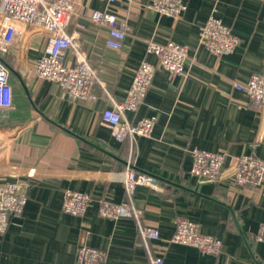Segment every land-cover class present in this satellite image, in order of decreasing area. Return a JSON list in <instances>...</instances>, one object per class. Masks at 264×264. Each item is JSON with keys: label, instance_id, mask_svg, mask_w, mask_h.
Segmentation results:
<instances>
[{"label": "crops", "instance_id": "obj_1", "mask_svg": "<svg viewBox=\"0 0 264 264\" xmlns=\"http://www.w3.org/2000/svg\"><path fill=\"white\" fill-rule=\"evenodd\" d=\"M150 0H74L67 32H77L64 62L84 51L96 74L94 100H73L34 72L46 33L27 25L6 55L12 107L0 110V182H29L21 216H12L0 237V264H75L81 244L106 252L105 264H264V241L255 232L264 224V179L238 185V157L264 158V106L252 105L234 82L264 74V0H184L179 18L149 9ZM108 10L125 24L120 50L106 47L107 27L91 20L93 10ZM213 15L229 26L238 42L217 56L200 41V28ZM174 41L188 47L183 75L163 69L147 41ZM141 60L155 66L151 85L136 111L124 117L153 119L149 137L134 144L114 139L101 122L112 100L126 97ZM225 155L222 175L201 181L189 173L191 148ZM130 163L152 176L156 187L136 185L126 193L120 174ZM41 172L26 177V169ZM66 189L125 202L123 215L104 218L92 206L81 215L61 210ZM131 208L138 212L132 213ZM194 221L201 233L220 240L216 255L170 243L177 220ZM140 226L158 229L159 239L143 240Z\"/></svg>", "mask_w": 264, "mask_h": 264}, {"label": "built area", "instance_id": "obj_2", "mask_svg": "<svg viewBox=\"0 0 264 264\" xmlns=\"http://www.w3.org/2000/svg\"><path fill=\"white\" fill-rule=\"evenodd\" d=\"M113 3L116 0H107ZM146 6L161 14L179 18L186 10L184 0H150ZM75 12L74 0H0V110L12 107V87L9 81V66L6 55L27 25L40 27L47 35L43 53L35 59L34 72L39 78L54 82L73 100H94L92 87L97 77L89 64L87 54L75 49V63L66 64V50L73 47L77 32L68 33L67 28ZM90 18L95 23L107 27L105 45L112 50H120L126 37L125 24L108 10H93ZM200 41L211 53L220 56L231 53L238 42L229 26L219 18L210 15L200 28ZM146 52L153 53L159 65L175 75H183L188 47L174 41H147ZM155 66L141 60L133 75L126 97L122 101L112 100L111 107L103 109L101 122L106 124L112 136L119 142L134 144L136 136L149 137L153 129V119L142 117L130 122L124 117L125 111H136L143 101L154 76ZM236 90L242 92L254 106H264V74H252L245 81L234 82ZM191 166L189 173L201 181H214L222 175L225 155L220 151H210L197 147L190 149ZM26 177H37L39 170L32 168L23 172ZM119 179L127 194L136 185L156 187V180L147 174L136 172L130 163ZM233 179L238 185H259L264 179V158L254 154L238 157L233 171ZM29 182L15 179L0 182V237L6 232L12 216L19 217L27 202L26 190ZM126 203L115 204L107 198H93L90 194L66 189L61 210L71 215H83L95 206L97 214L104 218L117 219L123 215ZM132 213L138 212L131 208ZM143 240L159 239V231L152 226H140ZM256 240L264 241V224L255 232ZM170 243L194 247L204 254L216 255L221 250L220 240L199 231L197 224L187 218L176 221ZM106 252L102 249L79 245L75 264H105ZM151 264H164L160 257L150 256Z\"/></svg>", "mask_w": 264, "mask_h": 264}]
</instances>
